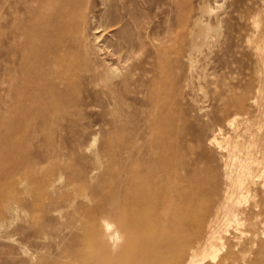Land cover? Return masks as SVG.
I'll use <instances>...</instances> for the list:
<instances>
[{
    "label": "bare ground",
    "instance_id": "6f19581e",
    "mask_svg": "<svg viewBox=\"0 0 264 264\" xmlns=\"http://www.w3.org/2000/svg\"><path fill=\"white\" fill-rule=\"evenodd\" d=\"M96 1H8L5 36L10 53L17 58L6 71L8 87L2 104L22 115H0V154L19 156L20 146L11 140V134L17 124L32 123L33 114L45 130L56 124L57 112L65 108L72 111L69 120L73 125L81 121L76 112L89 105L100 109L101 122L102 109L110 99L119 111L115 165L105 167L102 185L74 194L91 204H78V215L68 214L55 226L58 252L48 264H200L215 258L225 246L216 228L203 241L198 261H184V246L199 238L211 206L216 214L234 202L235 194L240 202L248 191L247 179L254 182L259 178L253 166L264 158V130L258 146L246 148L241 140L253 132V120L241 115L244 99L238 97L232 101L238 113L225 124V143L214 134L202 143L198 128L187 122L180 77L169 74L166 47L146 48L128 34L127 19L116 17L119 10L131 12L125 0L98 1L113 17L114 37L108 38L101 13L94 12ZM136 17L131 19L134 26L140 24ZM150 34L147 31L148 43ZM136 53L146 58L137 60ZM102 79L115 83L113 90L105 92V99ZM36 137L35 132L25 134V139ZM44 140L51 143L53 138L44 133ZM207 144L220 151L218 159ZM38 145L35 157L23 153L7 162L8 171L2 167L11 182L21 170V192L31 196V200L12 198L11 208L60 212L52 198L58 178L40 166L52 154ZM55 162L83 186L88 178L98 177L102 165L98 157L90 167L75 166L68 160ZM44 193L50 201L41 206L38 200ZM66 231L71 233L70 242L65 240ZM232 246L227 244V255L233 253ZM259 257L263 259L262 252Z\"/></svg>",
    "mask_w": 264,
    "mask_h": 264
},
{
    "label": "rangeland",
    "instance_id": "374dc122",
    "mask_svg": "<svg viewBox=\"0 0 264 264\" xmlns=\"http://www.w3.org/2000/svg\"><path fill=\"white\" fill-rule=\"evenodd\" d=\"M8 1L0 0V115L21 116V111L2 104L8 87L6 71L17 58L10 53L5 36L6 23L10 18ZM26 1L35 4L34 0ZM98 1L94 12L101 13L103 27L107 26V36L112 38L115 26L110 22L113 17ZM125 2L132 13L119 10L116 17L127 19L128 34L136 42H144L146 48L166 47L169 74L180 77L187 122L198 128L200 141L207 143L214 134L225 143L223 138L228 134L226 121L238 113L232 101L242 97L244 110L241 115L253 120V132L241 141L248 149L256 148L264 130V0ZM16 11L21 12L19 3ZM135 16L140 24L134 26L131 19ZM147 31L151 33L150 43ZM135 55L137 60L146 58L143 53ZM112 86L115 87L113 80L102 79V99H105L106 91L113 90ZM137 106L143 108L140 103ZM70 112L69 108L59 110L56 124L45 130L40 129L37 116L31 115L32 123L17 124L16 131L11 134V140L20 146L19 156L7 152L0 154V264H48L58 252L55 244L60 239L54 236L55 226L65 221L68 214L78 215L75 212L78 204H91V200L75 198L74 194L79 190L90 192L95 184L102 185L105 167L107 164L115 165L119 112L115 101L110 99L109 105L102 109V122L98 120L100 109L92 105L76 112V116L81 118L77 125L69 120ZM30 132L38 133V137L25 139V134ZM44 133L52 136L51 143L44 140ZM187 138L190 140L191 135ZM38 144L52 154L51 158L42 157L40 166L44 170H52L58 178L52 198L57 200L60 212H49L41 207L37 210L22 206L11 208L12 198L25 196L31 200V196L21 192L22 171L16 173L11 182L2 167L8 171L7 162L18 159L23 153L35 157ZM207 146L218 159L220 151L209 144ZM97 157L102 161L97 170L99 178H88L86 186L76 181L70 172L55 165V160H68L75 166L85 164L90 167ZM253 170L259 171L260 176L258 179L255 177L254 182L247 179L248 191L240 196V202L235 194L234 202L228 208H219L214 214L211 206V212L204 217L199 238H193L184 246V261L200 259L203 241L210 230L216 228L225 246L215 258L209 257L200 264H218L220 261L264 264V158L253 166ZM48 200L44 193L38 203L43 206L48 204ZM65 233L68 235L66 242H70L71 233ZM228 243L233 245L230 255H227ZM260 252L263 259L259 257Z\"/></svg>",
    "mask_w": 264,
    "mask_h": 264
}]
</instances>
